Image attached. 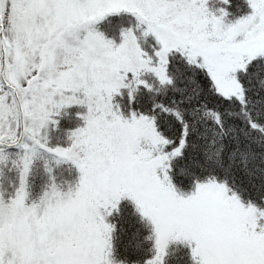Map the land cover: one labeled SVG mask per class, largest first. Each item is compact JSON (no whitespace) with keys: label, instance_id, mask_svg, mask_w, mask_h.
Listing matches in <instances>:
<instances>
[{"label":"snow or ice","instance_id":"snow-or-ice-1","mask_svg":"<svg viewBox=\"0 0 264 264\" xmlns=\"http://www.w3.org/2000/svg\"><path fill=\"white\" fill-rule=\"evenodd\" d=\"M0 264H264V0H0Z\"/></svg>","mask_w":264,"mask_h":264}]
</instances>
